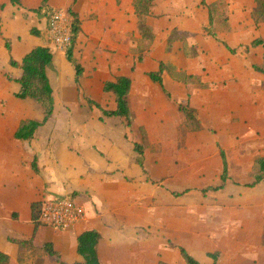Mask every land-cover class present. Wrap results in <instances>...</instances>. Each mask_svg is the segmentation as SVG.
I'll list each match as a JSON object with an SVG mask.
<instances>
[{
	"label": "crops",
	"instance_id": "1",
	"mask_svg": "<svg viewBox=\"0 0 264 264\" xmlns=\"http://www.w3.org/2000/svg\"><path fill=\"white\" fill-rule=\"evenodd\" d=\"M22 1L24 0H20L21 7H17L18 9H23ZM37 1V5L30 7L28 11L39 18L41 16L32 12L42 4L41 0ZM52 1H49V6L55 12L68 11L71 15L75 14L78 17L80 33L73 48V54L79 56L77 63H75L74 58V64L68 62L64 54L56 52L50 38L47 39L50 45H46L44 32L33 26L27 31L25 39L23 37L16 38L22 35L20 34L22 32L19 30L17 32V26L12 24L9 15L6 16V12L3 14L0 12V69L4 65L9 67L8 77L5 81L8 86L6 91L3 88L5 86L3 73L0 70V82L2 84L0 87V105L5 98L17 99L16 94L20 89L16 81L21 78L22 73L19 69L9 65L10 58L20 62L33 48L50 46L53 50V61L47 67V76L53 89L55 108L53 116L36 131L32 141H21L14 137L20 125L5 128L3 111L0 108V252L7 254L15 264H27L30 262L27 261V258L32 257V255L28 253L25 262L19 263V247L11 240H29L34 236L33 245L35 247H42L46 243H50L54 250L59 253L63 263L84 264L83 258L77 253V238L85 231L94 230L101 236L97 246L100 264H158L159 262L185 264L178 250L179 246L184 248V244L179 241L181 238L179 234L175 236H150L146 230L149 227L155 229L158 226H164L162 213L158 214L157 212L158 209H162L164 200L166 201L167 212L171 210L174 214L179 207L180 197L187 195L191 190L189 186L180 189L166 185L169 190L165 195L164 188L158 186L156 182L161 180L162 184L165 183L162 180L167 177L164 175V171L169 176L176 169L167 164V168L153 171L151 159L147 152L149 149L148 140L152 144H176L179 137L177 132L179 126L185 128L184 118L178 111V105L187 104V91L183 85L172 80L168 75H164L166 91L164 92L159 85L147 77V73L157 71L159 63L163 62L172 65L177 71L190 74L188 69L190 66L188 57L190 56L184 52V45L176 42L169 49L167 38L173 29L189 32L193 37L196 32L191 29H179L176 26L169 27L168 30H164L165 33L161 38L162 43L157 40L152 49L150 48L148 55L144 57L141 63H138L137 57L133 59L127 54V47H121L123 43L135 47L129 43L130 41L127 42L129 36L126 34L130 31V25L128 28L127 25L124 28L121 25L114 26L111 30L110 0H65L64 5H56L58 3ZM106 2L108 3L107 7L105 6ZM8 3L10 4L9 0ZM207 4L214 3L207 2ZM206 10L209 16L208 9L206 8ZM128 13L126 22L130 20L133 23L134 21L139 27L138 20L134 15V3L131 10L128 9ZM120 14L119 11L118 15L115 14V16L121 17ZM156 17L159 16L152 14L146 19V26L150 28V31L153 29L149 20ZM46 20L48 23L47 18ZM207 26L208 23L204 24V31ZM31 29L37 30L39 37L31 35ZM130 29L133 31L136 28L131 27ZM154 32L158 38L159 35L155 28ZM47 35L49 37L48 33ZM111 35H113V39H117L114 43L113 52L115 54L112 56V60ZM152 36H155L154 33ZM192 36L188 38L187 43L189 39H192ZM5 39L10 41V53L5 47ZM140 39L142 41L141 34ZM160 44L162 50L169 52L165 53L164 51L163 55L156 54ZM187 46L189 47V45ZM120 59L123 62H119ZM111 63L116 69L123 64L127 73H123V71L111 78ZM74 65H80L83 68L79 88L75 83ZM121 76L129 77L132 80L129 95L132 113L135 112V109L145 113L150 111L161 113L157 118L154 116V118L146 119L143 122L145 137H142L140 141L136 138L131 141L128 137L133 126L125 128L118 118L103 117L101 111L91 108L85 99L89 98L95 101L105 110H114L116 107L114 97L111 93H105L103 86L106 82L114 81ZM135 88H139L137 94ZM194 93L193 91L189 102L190 107L195 106L193 104L195 101ZM170 94L172 100H169ZM181 95L182 100L180 99ZM106 100H110V102H106ZM21 101L35 103L31 100ZM37 107L41 111L40 118L42 119L43 110L39 105ZM87 112L90 113L87 114ZM56 113H61L64 116L63 121H61V129L65 132L55 137L52 132L48 133L46 130H50V123ZM92 113L95 115L93 119L89 117ZM73 115L75 116L72 117ZM134 124H136L135 121ZM155 126L157 134L151 136L150 130ZM200 131L186 130L185 138H188L190 133ZM42 133L45 136L40 138L39 135ZM47 133L48 135H46ZM134 143L145 145L143 168L136 163L137 154L134 151ZM255 159L250 168L251 177ZM34 167L37 168L38 172ZM222 170L223 166L221 167V174ZM148 186L152 188L151 196H148L146 190ZM263 187L264 180L252 189L261 190ZM179 189L183 191L178 192ZM202 190L203 196L211 193L210 191L204 195ZM180 193L181 195H176ZM70 194H74V200L84 209V221L71 231L42 225L33 235L31 205L41 200L46 201ZM150 203L154 205L155 212L150 210ZM260 205L263 204L260 202ZM263 207L257 214L246 212L244 211L245 208H242L236 220L238 225L244 228L245 234L241 230L242 234L249 236L247 241H250V236L253 234L258 236L259 244L262 245L263 252L261 253L264 255ZM225 214H228L227 210H225ZM173 230L177 231L174 228ZM193 235H195L194 232ZM214 252L208 251L206 253L210 264L213 261L208 257V254ZM243 253H245L243 256L247 264H264V260L258 256L257 250L250 253L248 246H245ZM37 255L39 261L36 264H58L53 257L42 253H37ZM225 255L228 256L226 253ZM239 256V252L234 253V256H230L229 259L232 262L233 257L235 259ZM221 260L222 255L220 254L217 264H220Z\"/></svg>",
	"mask_w": 264,
	"mask_h": 264
},
{
	"label": "rangeland",
	"instance_id": "2",
	"mask_svg": "<svg viewBox=\"0 0 264 264\" xmlns=\"http://www.w3.org/2000/svg\"><path fill=\"white\" fill-rule=\"evenodd\" d=\"M110 1L111 30L114 26L121 25L124 28L127 25L128 28L130 25V31L126 34L129 36L127 42L130 41L129 43L135 47L130 44L127 46L126 43H123L121 47H127L126 52L133 59L150 48L152 49L157 40L162 43L161 38L165 33L164 30H168L169 27L176 26L179 29L194 30L196 34L187 43L190 56L188 57L190 59L188 69L190 74L195 76L191 80L193 83L202 81L207 84L205 90H200L198 83L193 86L195 92L193 104L195 106L192 108L196 110L202 131L190 133V136L185 138V131L192 130L187 126L182 128L180 125L176 144H152L148 140L149 149L147 152L151 159L152 170L165 169L167 164L176 169L169 176L164 171V175L167 177L162 180L165 183L162 184L161 180L156 182L158 186L164 188L165 195L169 190L167 186L180 189L189 186L191 190L187 195L180 197L179 207L174 214L171 210L167 212L164 200L162 209L157 210L158 214L162 213L164 226H158L155 229L149 227L146 230L147 234L150 236L179 234L181 237L179 241L184 244V248L194 255L201 264L211 263L206 257L208 251L221 252L220 264H247L243 256L245 255L243 253L245 246H248L250 253L257 250L258 256L264 260L258 236L253 234L250 236V241H247L249 236L242 234L241 230L245 234L244 228L239 226L236 220L242 208H245L246 212L257 214L264 206V187L261 190H254L247 186L252 182L250 168L253 160L259 155H264V75L253 69L254 66L264 68V50L261 47H250L253 40L264 38V24L261 22L262 17L258 12L256 13L254 2L252 0H207L208 3L215 4L214 32L220 41L237 50V54L233 55L222 44L205 33L203 26L208 23V14L206 7L200 4V0H156L151 11L153 15L159 17L149 20L155 35L152 41L149 38L142 39V41L140 39L141 31L146 37H149L152 31L145 32V29H142L140 25L138 27L134 21L133 23L130 20L126 22L129 14L128 9L131 10L134 0ZM52 2L58 3L56 5L65 4V0H53ZM37 3V0H24L22 1L23 9H18L19 7L11 6L8 0H0V12L2 14L6 12V16L9 15L12 24L17 26V32L18 30L22 32L20 33L22 35L16 38L23 37L25 39L27 31L33 26L44 32L45 44L50 45L47 40L49 37L46 17L36 18L28 11ZM105 6H108L107 2ZM119 11L121 17L115 16ZM65 13L72 24L73 16L68 11ZM24 15L25 17L22 18ZM131 27L136 29L132 31ZM154 28L158 32V38ZM13 39L15 40V38ZM115 41L117 39H113V35H111V60L115 54L113 52ZM246 46L249 47L246 48ZM157 50L156 54L161 55L165 51L162 50L161 44ZM167 52L169 51L166 50L165 53ZM73 58L77 63L79 56L74 53ZM119 62H123L122 59ZM0 70L4 77L3 84L5 86L3 88L6 91L8 86L5 81L8 77L9 67L4 65ZM126 71L123 64L116 69L111 63V78L117 73H127ZM1 85L0 82V87ZM138 91L139 88H135L136 94ZM180 92L182 93V90ZM180 99L182 100V95ZM169 100H172L171 94ZM106 102H110V100H106ZM36 104L11 97L5 98L0 105L5 128L16 127L29 119L41 120V111ZM89 113L87 112V114ZM93 113L89 115L92 119L95 117ZM133 114L136 124L128 133V137L131 141L135 138L140 141L142 137H145L143 122L146 119L154 118V116L157 118L161 113L154 111L145 113L135 109ZM63 118L61 113H56L50 123L53 127L52 130L50 127V130H46V132H52L55 137L63 134L65 132L61 129ZM150 132L151 136H155L157 134L156 126ZM44 136L43 133L39 135L40 138ZM220 150L226 154L230 179L221 189L222 191L211 192L203 196L202 189L221 184ZM160 157L161 159H159ZM180 189L178 192L183 191ZM146 190L148 196H151V186H148ZM260 202L263 205H260ZM149 208L153 212L156 211L152 203L149 204ZM225 210L228 211V214H225ZM238 252L240 256L235 259L233 257L231 262L229 257ZM36 256L38 255L29 256L27 261L30 262L27 264H36L39 261Z\"/></svg>",
	"mask_w": 264,
	"mask_h": 264
},
{
	"label": "trees",
	"instance_id": "3",
	"mask_svg": "<svg viewBox=\"0 0 264 264\" xmlns=\"http://www.w3.org/2000/svg\"><path fill=\"white\" fill-rule=\"evenodd\" d=\"M50 0H41V6L38 9L32 10L35 15L45 16L48 20L50 16L55 13L54 10L49 6ZM77 1V0H75ZM156 0H135L134 2V15L138 20V23L145 32H150V28L146 26V19L151 17V8L154 6ZM10 4L16 7H21L20 0H9ZM255 4L256 13L262 17L261 22L264 24V0H253ZM200 4L208 9V26L205 28L207 35L215 39L217 42L222 44L229 53L235 55L237 50L231 48L227 43L220 41L213 29L214 26V8L215 4H207V0H201ZM73 22L71 24V43L65 52V57L68 62L74 64L73 62V48L76 43V39L80 33V22L75 14H72ZM31 35L39 37V32L35 29L30 30ZM48 33V30H47ZM144 32L141 31L142 39L153 40V36L150 35L146 37ZM49 34V33H48ZM150 34V33H149ZM192 36L191 33L180 31L178 29H173L168 38L167 45L170 49L173 43L180 42L184 45V52L188 54L187 39ZM5 47L7 51L11 52L10 41L5 39ZM249 46H246V48ZM250 47L258 48L261 47L264 50V38H257L250 43ZM149 50L141 53L137 56V62L141 63L146 55H148ZM189 55V54H188ZM53 61V50L50 46H38L33 48L28 52L20 62L15 61L10 58L9 65L12 68L19 69L22 73L21 78L16 82L19 84L20 89L16 94V98L20 100H31L37 103L43 110V118L41 120H26L20 124L16 130L14 137L21 141H32L36 131L45 125L47 121L53 116L55 108L53 104V89L49 78L47 76V67ZM75 67V83L77 87L80 86V77L83 74V68L80 65H74ZM253 69L264 75V68L254 66ZM164 75H168L172 80L183 85L187 91V104L185 106L178 105V111L182 114L184 118L185 126L189 127L192 131L202 130V125L197 117L196 110L190 107V99L193 93V86L199 84V89L206 88L207 84L199 81L193 83L191 80L195 78L194 75L187 74L183 71H177L172 65L160 62L157 71L148 72L147 77L155 84L159 85L164 92ZM9 79H11L9 77ZM132 80L129 77L121 76L117 77L114 81L106 82L103 86V91L105 93H111L114 97L116 107L114 110H105L95 101L85 98L87 104L91 108L99 109L103 117L107 118H118L121 125L125 128H131L134 124V115L131 111L129 105V95L131 92ZM102 120V119H101ZM134 151L137 154L136 163L143 168V158L145 152V145L143 143H134ZM220 158L223 166L222 174L220 176L221 184L215 187H208L202 190L205 195L207 192H217L225 187L229 177V169L226 154L223 150H220ZM36 172L37 168L34 167ZM253 181L247 184L248 187L254 188L264 180V156L258 157L254 161L253 171H252ZM176 195H181L176 194ZM69 198H74V194L68 195ZM44 204V200L34 202L31 205V219L34 225L35 235L37 229L43 225L40 214ZM33 237L29 240H11L19 247L18 262L23 263L27 258V254H37L42 253L44 255L54 258V261L58 264H65L61 261L60 255L54 250L50 243H46L42 247H35L33 245ZM101 239L100 234L97 231H85L81 233L77 238V253L83 258L84 264H100L97 254V246ZM264 244V235H263ZM181 259L185 264H201L193 255H191L185 248L178 247ZM219 252H214L208 254L213 261L212 264H217V259L219 257ZM0 264H15L13 260L5 253L0 252ZM158 264H166L164 262H159Z\"/></svg>",
	"mask_w": 264,
	"mask_h": 264
},
{
	"label": "built area",
	"instance_id": "4",
	"mask_svg": "<svg viewBox=\"0 0 264 264\" xmlns=\"http://www.w3.org/2000/svg\"><path fill=\"white\" fill-rule=\"evenodd\" d=\"M49 38L56 52L65 54L71 43V23L65 12L53 13L47 23ZM40 219L45 226L71 231L85 218L84 209L68 196L44 201Z\"/></svg>",
	"mask_w": 264,
	"mask_h": 264
}]
</instances>
